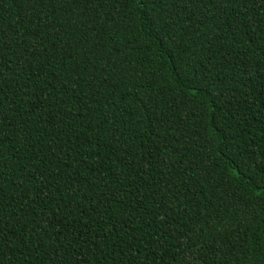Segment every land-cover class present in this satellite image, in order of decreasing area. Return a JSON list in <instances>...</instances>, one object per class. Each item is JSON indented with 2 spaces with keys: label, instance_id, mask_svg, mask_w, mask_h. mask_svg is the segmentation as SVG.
<instances>
[{
  "label": "trees",
  "instance_id": "obj_1",
  "mask_svg": "<svg viewBox=\"0 0 264 264\" xmlns=\"http://www.w3.org/2000/svg\"><path fill=\"white\" fill-rule=\"evenodd\" d=\"M0 76V264H264L259 0H0Z\"/></svg>",
  "mask_w": 264,
  "mask_h": 264
},
{
  "label": "snow or ice",
  "instance_id": "obj_2",
  "mask_svg": "<svg viewBox=\"0 0 264 264\" xmlns=\"http://www.w3.org/2000/svg\"><path fill=\"white\" fill-rule=\"evenodd\" d=\"M23 2L27 3L28 0H23ZM185 0H180V3H184ZM197 3L201 2V0H196ZM204 2V6L207 7L208 3H215L218 7H223L225 4L227 3H231V0H203ZM259 3L264 4V0H259ZM143 6V5H141ZM3 77L0 76V79H2ZM3 97L0 96V101H2ZM0 123H2V118H0ZM0 199H2V197H0ZM81 264H86V261H81Z\"/></svg>",
  "mask_w": 264,
  "mask_h": 264
}]
</instances>
